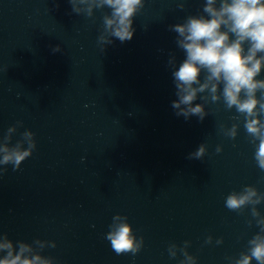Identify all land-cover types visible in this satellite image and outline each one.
Returning a JSON list of instances; mask_svg holds the SVG:
<instances>
[{
	"label": "water",
	"instance_id": "obj_1",
	"mask_svg": "<svg viewBox=\"0 0 264 264\" xmlns=\"http://www.w3.org/2000/svg\"><path fill=\"white\" fill-rule=\"evenodd\" d=\"M0 264H264V0H0Z\"/></svg>",
	"mask_w": 264,
	"mask_h": 264
}]
</instances>
